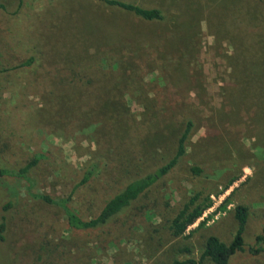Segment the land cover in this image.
<instances>
[{"label":"rangeland","instance_id":"374dc122","mask_svg":"<svg viewBox=\"0 0 264 264\" xmlns=\"http://www.w3.org/2000/svg\"><path fill=\"white\" fill-rule=\"evenodd\" d=\"M121 1L161 9L166 20L99 0H0V171L42 157L32 186L0 175V264L199 261L209 237L232 242L238 206L249 209L246 248L231 264H264L250 251L264 247V79L241 88L250 68L241 61V0ZM189 119L187 155L104 226L73 229L61 208L32 196L69 197L96 163L70 204L96 220L174 158ZM196 195L213 207L176 238L172 221Z\"/></svg>","mask_w":264,"mask_h":264},{"label":"trees","instance_id":"16d2710c","mask_svg":"<svg viewBox=\"0 0 264 264\" xmlns=\"http://www.w3.org/2000/svg\"><path fill=\"white\" fill-rule=\"evenodd\" d=\"M23 1V0H22ZM105 5L113 8H118L123 11L132 13L137 17L147 22H163L166 20L163 10L154 8L146 9L141 6L123 2L121 0H99ZM242 13H240L239 26L241 25V61L248 65V70L244 71L245 81L242 82L243 90H248L249 87H254L257 84L256 79H264V27L261 26L258 13L264 12V0H241ZM241 11V10H240ZM246 31V32H244ZM34 59L27 61L20 65L26 67L32 65ZM1 72V70H0ZM263 83L262 80L258 81ZM260 84V83H259ZM264 111V109H263ZM264 115V114H263ZM261 118V117H260ZM264 120V116H263ZM196 123L194 120L189 119L185 123V128L178 140L177 152L174 158H172L166 165L160 167L154 173L147 174L144 177L134 180L125 191L117 195L106 207L101 217L96 220L86 221L77 215L70 204L73 199L75 191L88 184L92 178L96 175L99 169V165L94 163L91 165L81 183L77 185L74 192L67 198H52L45 194H33V198L41 200L49 205L61 208L68 219V223L71 228L76 230H89L95 229L108 224L114 217L121 214L128 206L136 201L140 196L144 195L150 190L157 182L171 173L181 162V160L187 155L188 144L191 140L192 134L195 130ZM41 156H38L31 161L27 166L22 168L19 172L16 171H0V175H14L20 178L26 179L33 184V181L28 177L31 170L38 165L41 160ZM224 203L221 207L226 208ZM213 207V201L211 196L204 199L200 195H196L190 199V201L181 209L175 219L172 221L171 231L174 237H182L186 234L189 228L195 225L204 214ZM10 205L5 208L8 211ZM236 218L238 221V229L230 244L221 241L216 236H211L206 242L205 250L198 261L196 259H187L184 261L175 260L173 264H203L205 261L211 264H231L232 259L239 253L245 252V232L249 220V209L245 206H238L236 208ZM206 222H202L200 227L204 226ZM7 229L6 217L2 218L0 223V242L5 240V232ZM259 242L264 241L263 236H259L257 239ZM251 253L253 255L264 254V247L252 248Z\"/></svg>","mask_w":264,"mask_h":264}]
</instances>
